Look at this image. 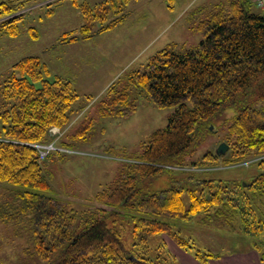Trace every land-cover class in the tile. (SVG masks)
I'll list each match as a JSON object with an SVG mask.
<instances>
[{"label": "trees", "instance_id": "16d2710c", "mask_svg": "<svg viewBox=\"0 0 264 264\" xmlns=\"http://www.w3.org/2000/svg\"><path fill=\"white\" fill-rule=\"evenodd\" d=\"M131 1L90 4L71 0L79 8L82 25L78 35L63 34L60 43L87 40L113 29L124 21ZM25 5L22 0H0L1 35L19 34V24L30 13L22 12ZM217 5L195 26L201 36L196 45L168 44L105 90L97 109L101 117H130L136 111L134 91L158 108L173 109L166 126L148 137L136 162L123 166L96 195L106 208L76 213L41 193L49 190V184L34 145L45 144L51 128L64 129L70 123L79 112L73 108L79 95L71 81L51 76L37 56L23 57L12 65L0 91L4 101L0 183L6 184L0 193V223L26 230L35 257L49 264H162L159 256H145L150 239L166 235L188 252L194 249L191 239L181 237L171 221L189 220L214 209L235 226L241 222L242 231L256 238L252 249L264 264V241L259 238L264 235V172L238 186L218 179L217 184L212 179L195 181L199 187L186 189L188 209L183 205L182 188L143 191L146 179L159 176L168 166L192 165L212 171L209 168L238 167L251 154L264 156V10L256 9L252 0ZM227 108L235 111L223 139L227 155L209 151L199 162L187 164L193 139L204 130L210 132L211 119ZM91 126L88 119L70 137L85 138ZM219 158L223 163L216 165ZM121 209L138 214L131 216L130 249L109 224ZM193 256L202 261L218 258L200 250Z\"/></svg>", "mask_w": 264, "mask_h": 264}, {"label": "rangeland", "instance_id": "374dc122", "mask_svg": "<svg viewBox=\"0 0 264 264\" xmlns=\"http://www.w3.org/2000/svg\"><path fill=\"white\" fill-rule=\"evenodd\" d=\"M22 1L27 4L22 12L30 13L19 24V34L14 37L0 34V91L14 63L26 56H37L51 76L71 81L79 95L73 104L79 112L64 129L50 131L44 144L54 142V150L40 160L42 176L49 184V190L41 193L56 198L67 210L76 213L106 208L104 203L97 201L96 195L117 177L123 166L136 162L148 137L166 126L173 109L158 108L134 91L136 111L130 117H101L97 109L105 90L163 49L170 43L167 42L170 37L174 39L169 41H175L178 46L196 45L201 36L195 33V26L207 18L217 4L225 5L229 0H132L125 8L124 21L113 29L87 40L77 39L64 44L60 43L63 34H79L82 25L79 8L71 0L55 3H51L55 0ZM84 1L95 4L100 0H78L79 3ZM188 5L192 9L185 10ZM50 10L52 12L48 13ZM3 106L0 92V112ZM234 115V109L227 108L211 119L210 132L204 130L201 136L193 139L187 164L199 162L209 151L216 152ZM86 118L92 120L91 129L85 138L72 139L71 132L83 125ZM262 159L264 156L251 154L238 167L209 168L214 169L212 171L192 165L168 166L159 176L146 179L143 191L149 194L169 186L182 188L183 205L188 209L190 199L186 189L199 187L195 181L212 179L215 184L218 180L235 182L237 186L241 182L249 184L253 175L264 172V161L258 162ZM214 162L216 165L223 163L220 158ZM5 185L0 183V193ZM238 189L240 194L247 196L246 191ZM216 213L211 209L189 220L171 221L172 228L181 237L191 239L194 249L183 251L170 237L156 235L150 239L145 256L151 259L159 256L162 264H187L183 262L185 260L190 264H233L239 253L254 252L252 244L256 238L242 231L241 222L235 226L222 212ZM133 215L138 216L133 211L121 209L114 217L116 221L109 223L120 232L127 249L132 246ZM259 238L264 241V235ZM196 250L212 253L218 258L197 260L193 256ZM32 251L26 230L0 223V264H49L47 260L35 257Z\"/></svg>", "mask_w": 264, "mask_h": 264}, {"label": "crops", "instance_id": "0c3cea01", "mask_svg": "<svg viewBox=\"0 0 264 264\" xmlns=\"http://www.w3.org/2000/svg\"><path fill=\"white\" fill-rule=\"evenodd\" d=\"M194 1H196V0H194ZM195 3V2H194ZM198 8H200V9H204V7L203 6H197ZM189 9H192L191 8V6L190 5H188L186 8H185V10H189ZM193 9H195V8H193ZM184 10V11H185ZM198 10V9H197ZM183 11V12H184ZM185 12H187V11H185ZM184 12V13H185ZM187 30L189 31V32H193V31H191L190 29H188L187 28ZM196 33V32H195ZM161 35V34H160ZM171 38H173L174 39V37H170L169 39H167V42H170V43H168V44H172V43H174V44H176V42L175 41H169ZM167 44V45H168ZM166 46V45H165ZM113 83V82H112ZM178 251V250H177ZM230 261V260H229ZM231 261H233V260H231ZM184 263H187V264H190V261H187V260H185V261H183ZM233 264H261L260 263V261H259V259H258V256H257V253L254 251V252H249L248 254L246 253V254H242V253H239L237 256H235L234 257V261H233Z\"/></svg>", "mask_w": 264, "mask_h": 264}, {"label": "built area", "instance_id": "2783aa9c", "mask_svg": "<svg viewBox=\"0 0 264 264\" xmlns=\"http://www.w3.org/2000/svg\"><path fill=\"white\" fill-rule=\"evenodd\" d=\"M253 5L255 6L256 9L258 10H264V0H252ZM55 128H51L49 130L54 132ZM34 147L38 150V158L39 160L44 159L48 152L50 150H54V142L48 144V145H44V144H35Z\"/></svg>", "mask_w": 264, "mask_h": 264}, {"label": "water", "instance_id": "95a60500", "mask_svg": "<svg viewBox=\"0 0 264 264\" xmlns=\"http://www.w3.org/2000/svg\"><path fill=\"white\" fill-rule=\"evenodd\" d=\"M228 150V146L225 143H221L216 150V155L217 156H223L225 155L226 151Z\"/></svg>", "mask_w": 264, "mask_h": 264}]
</instances>
